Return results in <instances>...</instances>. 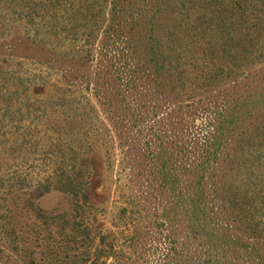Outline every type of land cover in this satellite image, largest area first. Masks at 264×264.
<instances>
[{
	"label": "trees",
	"instance_id": "16d2710c",
	"mask_svg": "<svg viewBox=\"0 0 264 264\" xmlns=\"http://www.w3.org/2000/svg\"><path fill=\"white\" fill-rule=\"evenodd\" d=\"M2 13L0 264H264V0Z\"/></svg>",
	"mask_w": 264,
	"mask_h": 264
},
{
	"label": "rangeland",
	"instance_id": "374dc122",
	"mask_svg": "<svg viewBox=\"0 0 264 264\" xmlns=\"http://www.w3.org/2000/svg\"><path fill=\"white\" fill-rule=\"evenodd\" d=\"M11 21L12 20H9L7 18V14L6 13H2L1 14V16H0V25L6 24L7 29H8L9 32H17V31H19L21 28L17 27L16 25H12L10 23ZM67 201L68 200L63 198V196H61L60 194L51 192V193L43 195L37 202L40 205V208L42 209V211L44 213H46V214H49V213H52L53 211H55L56 207L61 208L60 206L64 205L65 202L67 203ZM20 220H22L21 222H25L23 217ZM19 224H21V223H19ZM25 224L26 223H23L22 225H25ZM42 226H44V225L42 224ZM44 234H47V231H45Z\"/></svg>",
	"mask_w": 264,
	"mask_h": 264
}]
</instances>
